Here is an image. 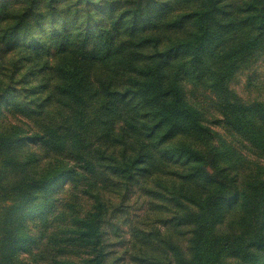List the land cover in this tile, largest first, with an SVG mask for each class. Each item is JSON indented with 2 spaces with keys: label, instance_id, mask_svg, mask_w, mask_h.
Wrapping results in <instances>:
<instances>
[{
  "label": "trees",
  "instance_id": "16d2710c",
  "mask_svg": "<svg viewBox=\"0 0 264 264\" xmlns=\"http://www.w3.org/2000/svg\"><path fill=\"white\" fill-rule=\"evenodd\" d=\"M0 264H264V0H0Z\"/></svg>",
  "mask_w": 264,
  "mask_h": 264
},
{
  "label": "rangeland",
  "instance_id": "374dc122",
  "mask_svg": "<svg viewBox=\"0 0 264 264\" xmlns=\"http://www.w3.org/2000/svg\"><path fill=\"white\" fill-rule=\"evenodd\" d=\"M131 211L133 212V215L135 214H139V213H142V209L141 210H138L136 206H133V209H131Z\"/></svg>",
  "mask_w": 264,
  "mask_h": 264
}]
</instances>
